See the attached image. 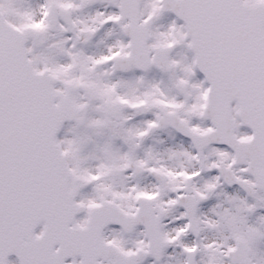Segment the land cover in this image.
<instances>
[{"label":"snow or ice","instance_id":"obj_1","mask_svg":"<svg viewBox=\"0 0 264 264\" xmlns=\"http://www.w3.org/2000/svg\"><path fill=\"white\" fill-rule=\"evenodd\" d=\"M0 264H264V0H0Z\"/></svg>","mask_w":264,"mask_h":264}]
</instances>
